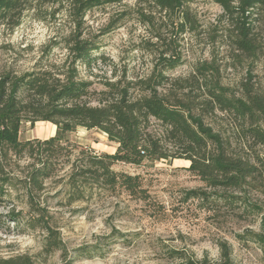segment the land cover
Instances as JSON below:
<instances>
[{
  "label": "clouds",
  "instance_id": "clouds-1",
  "mask_svg": "<svg viewBox=\"0 0 264 264\" xmlns=\"http://www.w3.org/2000/svg\"><path fill=\"white\" fill-rule=\"evenodd\" d=\"M79 8L78 0H28L18 15L0 19V79L33 73L55 89L25 94L32 108L21 116L25 126L49 129L33 140L55 138L58 149L54 170L37 177L39 188L32 175L50 158L32 148L47 145L20 154L8 148L7 161L0 156V178H11L0 179V264H264V0H180L175 11L158 0H102L78 14ZM78 41L97 45L90 65L76 59ZM245 41L251 50L241 46ZM70 83L88 86L78 97L53 101ZM216 95L246 101L249 110L238 113ZM153 98L179 108L193 131L200 127L193 121L201 120L213 136L230 137L229 154L254 169L231 205L220 201L209 210L204 196L187 198L192 190L213 191L199 165L209 163L214 142L197 133L210 146L204 148L147 107L129 108ZM113 105L140 122L134 148L116 115L93 119L97 110L115 112ZM53 107L91 112L50 116ZM93 165L99 179L83 184L78 174ZM52 232L59 246L49 247ZM86 245L99 247L90 249L91 259L74 260Z\"/></svg>",
  "mask_w": 264,
  "mask_h": 264
},
{
  "label": "trees",
  "instance_id": "trees-1",
  "mask_svg": "<svg viewBox=\"0 0 264 264\" xmlns=\"http://www.w3.org/2000/svg\"><path fill=\"white\" fill-rule=\"evenodd\" d=\"M28 2V0H0V17L6 16L11 13H17L18 9L24 7V5ZM102 0H78L80 3V8L77 10V13L80 14L86 8H91L96 4L101 3ZM258 0H247L248 4H255ZM158 3L161 6H167L172 8L173 11L180 5V0H158ZM181 32L184 31V25H180ZM247 34V25L245 22V32L243 35L246 36ZM242 47L251 50V45L245 41L241 45ZM97 47L94 43L88 42H79L77 43L75 51L77 52L76 59H82L86 61L89 65L93 62L94 58L90 57L89 51L92 48ZM162 64H170L171 59H164L162 57L161 60ZM203 70V69H202ZM72 75H76V71L73 68ZM12 79V83L9 86L8 91H6L5 85L6 82ZM163 75L159 76V80H163ZM42 77L29 73L26 75L25 78L21 79H14L9 75L4 76L0 79V105H3L0 108V125H2V129H0V156L4 158L5 161L8 159L7 149L12 148L14 149L17 154H20L24 151L25 148L33 145V144H41L47 145V147H40L32 148L33 152L38 153L39 155L43 156L45 153L49 156V161L45 162V168L37 170L36 173L32 175L31 183L39 188L40 183L37 179L40 175H48L51 171L54 170V165L51 163V159L58 155V149L53 146L52 139L49 140H27L21 141V127L24 123L21 113L26 112L32 108L31 105H25L23 103V99L25 94H31L32 92H36L37 94L44 93V92H55V89H49L48 84L46 81L43 83L41 82ZM87 84H80L77 85L75 83H70L69 86L65 87L62 92L57 95L53 96V101L60 99V97H71L75 98L80 95ZM152 85H149L151 87ZM131 87V84L128 85ZM223 91V90H222ZM211 94V93H210ZM123 95L125 99L128 96L127 89L123 90ZM219 103L224 104L226 106H235V110L239 113L241 111L249 110V105L246 101H234L230 102L225 99L223 95H216L214 97ZM257 106H260L259 97L255 100ZM123 103V102H122ZM147 107L149 111L153 114H156L164 119L165 122H172L176 126L177 133H183L189 139H192L196 142L197 145L203 146L204 148H209L210 146L205 143V139L202 138L197 133H204L208 140L214 142V146L211 147L210 151L208 152L207 159L209 160L208 164H200L199 165V172L201 177L207 182L208 186L213 189V192L222 190L225 193L229 191L233 192L237 187H239L240 181L242 180L244 175H247L250 171L254 169L249 168L244 161L233 159V155H230L232 150L231 143L224 139L222 134H217L213 136L211 134V128H205L203 126V121L195 120L193 123L199 124L200 127L193 131V129L187 124L183 115L181 114V110L173 105H169L167 100L164 99H156L153 98L152 100L144 99L143 101H137L136 104L130 105L129 108H142ZM112 108H115V112H112L111 109L108 110H97V114L93 116L95 120L107 119L110 115H116L118 121L126 127L127 130V143L129 145H133V141L137 139L139 136V121L133 118L131 115L126 114L123 112L120 107L113 105ZM91 110L87 109H73L69 112H65L64 110L53 107L49 113L50 116H54L57 113L60 116H71L73 119L84 118L90 115ZM31 124H35V122H29ZM134 148V145H133ZM196 168V165H194ZM95 165L93 168L82 169L81 172L78 174L81 177H84L83 184H88L89 181H95L99 179L100 173L94 170ZM233 170H238V175L229 176L228 173L232 172ZM3 169L0 168V172ZM220 174H223V178H218ZM107 175V173H104ZM3 183H11V178L4 174L2 178ZM75 180V177L73 178ZM139 180V177L136 178ZM108 183H115L114 177H109L107 180ZM23 183V182H18ZM125 183L128 185V189L132 191L133 195H136V187L137 184L133 183L132 177H128ZM75 188V183L73 184ZM3 188H0V196L4 195ZM80 195L79 190L77 189L75 192L70 193V200ZM194 195H202L205 197V200L211 197V194H208L204 191L194 190L188 193L189 198ZM221 198H226L229 200H236L238 197L235 195H221ZM12 220H15L16 217L12 216ZM43 221V217L41 218ZM39 223V222H38ZM45 226H47V222H45ZM51 231V230H50ZM58 234L52 232V239L49 242V247H56L61 244V242L55 237Z\"/></svg>",
  "mask_w": 264,
  "mask_h": 264
},
{
  "label": "rangeland",
  "instance_id": "rangeland-1",
  "mask_svg": "<svg viewBox=\"0 0 264 264\" xmlns=\"http://www.w3.org/2000/svg\"><path fill=\"white\" fill-rule=\"evenodd\" d=\"M18 14H19L18 12L17 13H11V14L6 15V16H1L0 19H3L4 17H8V16H16ZM145 19H149V18L145 17ZM179 31L181 32L180 25H179ZM172 44L174 45L175 41H172ZM209 67L210 66L205 65L202 71L207 70ZM213 70L217 74H219L220 70H219L218 67H214ZM48 134H49V129L44 127V126L38 125L37 123H35V124L28 123L27 126H25V124L23 123V125L21 127V141L33 140V138H32L33 135H35L36 137H43V136H46ZM222 136L224 137V139L228 140L231 143V146H232L233 142H232L231 138L228 137L227 135H222ZM192 191H194V190H192ZM207 193L211 194V197L208 198L207 200H204V205L203 206L207 207L209 210H211V208H213V207H219L220 206V204H219L220 201H226L227 204H229V205H231L235 201V200H229V199H226V198H221V195H224V196L230 195V194L232 195L233 192H231V191H229L228 193H225L224 191L219 190V191H216V192L212 191V192H207ZM69 197H70V194H69ZM212 197H216V199H212ZM187 198H189V196ZM187 198H186L185 202H187ZM10 219H12V218L10 217ZM93 247H99V246H87L86 245L84 247L76 249L75 252H76L77 255L74 257V260L81 259V258L91 259L92 255H93V252L90 251V249L93 248ZM174 254L180 255L179 253H174ZM69 264H73V261H69Z\"/></svg>",
  "mask_w": 264,
  "mask_h": 264
}]
</instances>
